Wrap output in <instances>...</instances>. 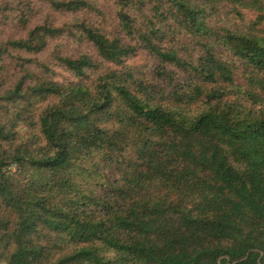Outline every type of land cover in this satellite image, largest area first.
Instances as JSON below:
<instances>
[{
	"label": "trees",
	"instance_id": "obj_1",
	"mask_svg": "<svg viewBox=\"0 0 264 264\" xmlns=\"http://www.w3.org/2000/svg\"><path fill=\"white\" fill-rule=\"evenodd\" d=\"M6 25L0 264H264V0H0Z\"/></svg>",
	"mask_w": 264,
	"mask_h": 264
},
{
	"label": "rangeland",
	"instance_id": "obj_2",
	"mask_svg": "<svg viewBox=\"0 0 264 264\" xmlns=\"http://www.w3.org/2000/svg\"><path fill=\"white\" fill-rule=\"evenodd\" d=\"M244 13H245L246 18H249L253 15L248 10H245ZM41 16H42V14L39 16V18H41ZM0 28H2L4 34H17L18 33L17 30L15 28H13L11 25L0 26ZM137 60L140 61V60H142V58H139V59L137 58Z\"/></svg>",
	"mask_w": 264,
	"mask_h": 264
}]
</instances>
